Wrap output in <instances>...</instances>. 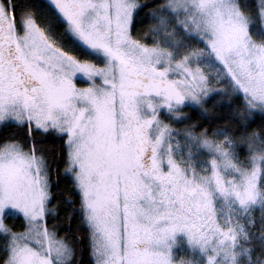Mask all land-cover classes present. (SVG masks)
Returning <instances> with one entry per match:
<instances>
[{
	"label": "snow or ice",
	"instance_id": "6c2138e0",
	"mask_svg": "<svg viewBox=\"0 0 264 264\" xmlns=\"http://www.w3.org/2000/svg\"><path fill=\"white\" fill-rule=\"evenodd\" d=\"M85 241L89 264H264V0H0V264Z\"/></svg>",
	"mask_w": 264,
	"mask_h": 264
},
{
	"label": "trees",
	"instance_id": "16d2710c",
	"mask_svg": "<svg viewBox=\"0 0 264 264\" xmlns=\"http://www.w3.org/2000/svg\"><path fill=\"white\" fill-rule=\"evenodd\" d=\"M21 0H17V3H20ZM139 27V25L137 26ZM209 107H211V105H209ZM185 113L190 117L191 122H196V123H204L205 127H207V123H205V121L201 118V116L194 111L193 109L190 108H185L184 109ZM228 109L225 108H218L216 114L220 115V114H227ZM211 122V121H209ZM175 127H183V124H177L174 125ZM38 147H44L45 149L49 150L52 154L53 157H55L58 154L59 148H58V144L55 140L49 139L44 141V143L42 145H38ZM68 187L67 181H61L59 188L62 192H64V198H68L71 194L68 192H65L64 190ZM53 191L55 192L56 189L54 188ZM67 215V209H65L64 207H62L61 212H60V220H61V227L66 229L67 228V221L65 219ZM72 231L73 233L76 232V221L73 220L72 222ZM19 230V229H18ZM61 235H64V232H61ZM82 248L85 249L84 251V255H83V260H84V264H89V256H88V252H87V242L85 241V243L83 245H81Z\"/></svg>",
	"mask_w": 264,
	"mask_h": 264
},
{
	"label": "rangeland",
	"instance_id": "374dc122",
	"mask_svg": "<svg viewBox=\"0 0 264 264\" xmlns=\"http://www.w3.org/2000/svg\"><path fill=\"white\" fill-rule=\"evenodd\" d=\"M87 85L83 82L78 83V87H86Z\"/></svg>",
	"mask_w": 264,
	"mask_h": 264
}]
</instances>
